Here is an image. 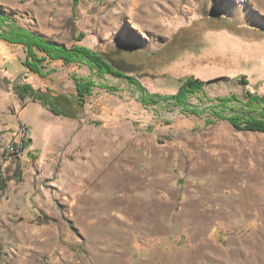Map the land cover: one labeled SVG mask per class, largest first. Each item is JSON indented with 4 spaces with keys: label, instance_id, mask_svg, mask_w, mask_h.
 Here are the masks:
<instances>
[{
    "label": "rangeland",
    "instance_id": "1",
    "mask_svg": "<svg viewBox=\"0 0 264 264\" xmlns=\"http://www.w3.org/2000/svg\"><path fill=\"white\" fill-rule=\"evenodd\" d=\"M0 11V32L17 23L83 44L134 75L55 60L41 76L0 39V264H264V133L225 118H263L245 101L264 99V0H0ZM76 76L94 82L84 106ZM190 77L204 91L184 104L143 100ZM9 140L23 142L13 156Z\"/></svg>",
    "mask_w": 264,
    "mask_h": 264
},
{
    "label": "trees",
    "instance_id": "2",
    "mask_svg": "<svg viewBox=\"0 0 264 264\" xmlns=\"http://www.w3.org/2000/svg\"><path fill=\"white\" fill-rule=\"evenodd\" d=\"M6 20L7 17L4 15V12L0 11V27H2L3 22ZM81 36L84 37L85 34L82 33ZM0 39L12 44H19L23 46L26 53V60L23 61V64L31 73L34 74L45 76L44 71L42 70L43 65L46 66V64H49L55 60H61L66 65L86 60L93 66V68L97 69L100 76H103L105 73H113L114 75L127 77L134 80V75H125L124 72L126 70H120V68L115 65L114 61L110 60L103 52H99L83 44H75L69 49L64 48L52 42L51 40L46 39L44 36L38 35L36 32H33L32 30L27 29L17 23H11L9 28H4L0 32ZM75 79L77 83V102L84 106V103L88 101V94L91 87L94 85V82L79 78L78 76H76ZM135 82L137 81L135 80ZM203 85V81L194 77H190L181 85L179 91L176 94L160 95L150 93L149 95L146 94L143 100L148 104L158 103V99H165V101L174 100L179 104H184L190 93L197 94L201 90L204 91ZM141 87L144 86L141 84ZM18 88L21 92L25 93H30L34 90L33 85L30 83L20 84L18 85ZM141 89L147 91L145 87ZM233 97L236 98L237 96ZM33 98H36V96L34 95ZM219 98L223 100H230L228 97ZM245 103L249 107L258 105L260 114L263 116V118H258L252 114L248 116L240 113L236 115L225 116V118H227L237 130L260 131L264 133V99L251 98L245 101ZM193 112L198 114L202 113V111L197 108L193 109ZM3 184H6V182H3Z\"/></svg>",
    "mask_w": 264,
    "mask_h": 264
},
{
    "label": "built area",
    "instance_id": "3",
    "mask_svg": "<svg viewBox=\"0 0 264 264\" xmlns=\"http://www.w3.org/2000/svg\"><path fill=\"white\" fill-rule=\"evenodd\" d=\"M22 140H20V142H18L17 140H9L8 142H5L3 145V148L5 147L6 153H9L11 156L15 155L20 148L23 147V142L21 143ZM2 143H0L1 145Z\"/></svg>",
    "mask_w": 264,
    "mask_h": 264
},
{
    "label": "bare ground",
    "instance_id": "4",
    "mask_svg": "<svg viewBox=\"0 0 264 264\" xmlns=\"http://www.w3.org/2000/svg\"><path fill=\"white\" fill-rule=\"evenodd\" d=\"M136 27V26H135ZM136 28H138V27H136Z\"/></svg>",
    "mask_w": 264,
    "mask_h": 264
}]
</instances>
